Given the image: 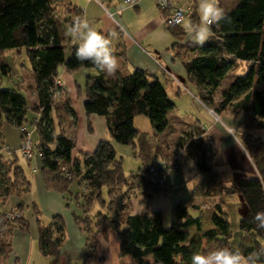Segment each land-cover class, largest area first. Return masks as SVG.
Here are the masks:
<instances>
[{"label":"trees","instance_id":"1","mask_svg":"<svg viewBox=\"0 0 264 264\" xmlns=\"http://www.w3.org/2000/svg\"><path fill=\"white\" fill-rule=\"evenodd\" d=\"M192 4L189 20L194 24L197 9L194 0ZM63 7L65 10H61ZM225 14L227 19L212 26V36L203 46L187 41L181 45L174 43L173 48L178 46L177 54L181 57L194 55L184 62V67L207 108L219 115H244L248 135L241 141L254 158L263 147V141L255 139V135L264 129V91L258 88L264 83V0H237L236 6ZM75 17L84 20L82 12L70 1L62 6L54 0H0V53L26 51L35 78L30 89L37 93V102L30 107L18 87L0 88V139L3 122L19 129L33 126L38 135L45 187L64 196L78 179L85 188L82 198L86 213L95 200H100L103 189H107L108 209L98 212L94 222L88 218L76 220L81 228L85 221L88 248L85 264L95 262L97 237H106L112 225L118 232L121 258L126 257L134 264H191L194 252H205L206 244L215 241L245 254L257 250L264 244V229H258L254 220L258 212H264V172L226 185L214 169L216 156L210 151L208 140L201 137L188 142L190 132H185L176 145L196 161L197 171L203 176L193 187L191 200L173 204L169 227L164 225L163 213L152 212L149 207L141 214L123 216L128 196L125 189L130 188L139 175L148 176L150 180L149 168L163 155L161 144H153L146 133L136 129L134 119L141 115L147 117L155 133L163 134L170 127L169 113L175 109V102L161 79L147 71L136 69L129 74L107 76L90 62L78 61L77 46L69 47V37L65 35L66 27L71 26ZM169 29L177 40L184 41L187 34L181 25ZM242 62L248 67L247 73L234 77L226 89L220 90L223 80ZM0 67L4 75L10 76L9 62H1ZM60 67L69 72L83 68L98 72L86 78L85 111L89 116L105 117L114 143L133 147L136 157L142 161L136 174L125 175L111 141H101L94 152L81 153L80 158H74V140L57 133L53 119L57 95L63 92L57 78ZM68 109L75 114L69 105ZM163 159L169 164L179 160L175 156L172 160ZM67 173L72 178H68ZM149 182L152 195L159 193ZM30 187L17 158L6 160L0 153V264L6 262L12 250L14 231L29 227L23 203L11 212L1 207L12 197L28 196ZM225 194L240 195L247 208L238 225L237 246L231 244L233 230L222 204L215 206L212 227L206 230L202 225L204 210L193 204L197 197L222 198ZM149 198L147 196L145 202ZM116 208V217L112 219L110 213ZM34 211L39 225L40 251L45 257H55L65 241L62 219L55 216L48 224H43L37 206Z\"/></svg>","mask_w":264,"mask_h":264},{"label":"crops","instance_id":"2","mask_svg":"<svg viewBox=\"0 0 264 264\" xmlns=\"http://www.w3.org/2000/svg\"><path fill=\"white\" fill-rule=\"evenodd\" d=\"M69 1L74 4L78 11L82 12L84 20H87L90 25L111 40L113 54L118 61L117 70L111 76L120 73L129 74L136 69L147 71L158 76L162 82L164 80L163 84L166 91L175 102V109L169 113L170 127L165 133L156 134L149 119L142 115L134 119V125L140 132L146 133L153 144L160 143L165 146L164 143L166 141H171L170 144L177 148L175 159L181 160L183 165L178 172L167 175V191L158 189L160 192L154 195H152V187L148 176H144L146 178L145 181L142 179L143 175H139L134 179L130 188L125 189V192H128V196L124 201L126 206L123 211L124 217L141 214L146 207H149L152 212H162L163 216L170 213L171 219V210L174 203L191 200L193 187L203 179V176L197 171L196 161L191 157H186L183 149L176 145L185 132H190L188 142L198 140L201 137L208 140L210 151L216 156L213 162L214 169L220 174L222 181L226 185L232 184L236 180L255 175L259 176L260 173L264 172V137L261 136L264 129L255 135V139L263 141V148L256 157L252 158L239 139V136L245 132L244 115L231 116L230 113L219 115L212 109L207 108L200 101L197 93H194V90L191 89L194 86L189 81L187 74L182 77L179 71L172 69L174 65L169 63V56L162 53V49H160L162 43L170 38L165 30L163 14L157 7L155 0H139L134 7L127 6L124 0ZM188 1L192 2L193 0H176V3L186 4ZM68 46H78V42H74L69 38ZM81 71L69 72L65 67L59 68L57 78L62 82L63 92L58 94L61 100L58 99L57 103L60 106L58 109L54 108L56 114L53 113L56 132L72 138L75 142L74 158H80L81 153L94 152L101 141H111L115 145L109 135L105 117L98 115L89 116L85 111L86 80L83 78L85 75L80 74ZM89 71L94 72L86 73L87 77L98 74L94 69ZM34 81L35 78L33 76L32 85ZM15 85L16 88L21 89V92L25 94L28 100V93L25 87L18 83ZM258 88L264 91V83ZM32 94V101L35 104L37 102V93L32 90ZM181 99L187 103L185 104L186 106L192 105L188 107L184 118L177 117L179 110H176V103ZM67 103L75 114H72L68 109ZM4 127L14 126L5 123ZM13 133L16 136L18 133V141L11 143V145L7 142L11 141L10 136L9 138L4 137L5 141L3 143L6 145L1 150H4V148L8 152L10 150L11 154L5 156V159L17 158L18 164L23 168L17 156L20 155L19 149L22 145L23 135L19 128H15ZM36 144H38V139ZM169 148L166 147L164 151L167 152ZM166 152H163V154ZM139 161L141 162L140 167L132 173L136 174L142 167V161L140 159ZM28 163L31 165L30 170L32 173L42 170V159L39 154ZM32 166L37 168L36 172H33ZM24 173L26 174V172ZM196 173L200 176L198 181L193 178ZM35 182L42 189L41 192L44 198L42 202L45 201L50 204L49 211H47L48 215L55 217L57 212H61L58 206L62 205V195L46 189L41 176H38ZM29 196L30 194L23 199L18 197L11 198L7 205L11 207L8 209L14 211L22 203L29 204L31 202ZM147 196H150V198L145 202ZM235 196L240 195L235 194ZM235 196L231 197V211H236L235 216L240 222L247 208L241 202L239 206L235 201ZM208 199L210 198L197 197L193 199V204L202 205L200 203H204ZM200 207L204 209V207ZM116 214L117 209L115 212L110 213V216L115 219ZM50 218L46 217L43 224H48ZM202 225H204V219ZM17 232L20 238H18V235L15 237V241L12 243V250L4 264H85V258L88 254L87 235L77 224H75V243L72 244L70 240L65 238L55 257H45L41 253L38 241L39 225L35 226L31 234L27 230H18ZM126 261V257L121 258L120 256L118 232L112 225L106 237L103 235L97 237L95 262L93 264H127Z\"/></svg>","mask_w":264,"mask_h":264},{"label":"rangeland","instance_id":"3","mask_svg":"<svg viewBox=\"0 0 264 264\" xmlns=\"http://www.w3.org/2000/svg\"><path fill=\"white\" fill-rule=\"evenodd\" d=\"M54 1L61 4L62 6L69 2V0H54ZM194 1H195L196 9H197V19H196L195 23H198L199 22L198 0H194ZM236 3H237V0H220V7L226 13L227 11L232 10L236 6ZM191 5H192V3H191ZM63 9L65 10L64 7L61 8V10H63ZM66 17H67V15L65 16V18ZM189 22L192 23L191 20H189V18H186V20L181 24L183 30L187 34L186 37L184 38V41H181V39L177 40L174 37V35L171 33L169 27H167L165 25L166 33H168V36L170 39L168 41L166 39V41H164V43H162V47L160 44V47H161L160 49H162V53L167 54L169 56V63L174 65V68H172V69H174L175 71H179L181 73L182 77H184L186 75L184 62L187 59L192 58L194 55L189 53L186 55V57L184 56L185 59H183L184 57H181V56H179V54H177L178 53V49H177L178 46H175V48H173V44L178 43L179 45H181L184 42L190 41L187 30L184 26L186 23H189ZM69 55H70V53L68 52L67 57ZM1 62H5V63L9 62V64L12 67L11 68L12 70L10 72V76H6L2 73L1 67H0V88L1 89H11V88H16L15 84H17V83L22 84L28 93L29 105H30V107H32L33 106V101H32L33 100V98H32V96H33L32 90L33 89L31 90L30 86L33 83V75L30 71L31 63H30L29 57L26 54V51L25 50H22L21 52H19V51L18 52L17 51H4L3 53H0V63ZM247 68L248 67H247L246 63H243V62L239 63L237 65V67L234 68L228 74V76L225 78V80H223L220 90L226 89L227 86L233 81L234 77L245 75L247 73ZM81 70L82 71L80 74L85 75V76H83V78L85 80L87 77L86 73H93L94 72V71H89L90 69H88V68H83ZM19 80H21V82H19ZM163 82H164V80H163ZM191 89L194 90V93H197L196 87H191ZM57 99L61 100L59 95H57ZM185 104H187V103L184 102L182 99L176 103V105H177L176 110L177 111L179 110L177 117L184 118V116L186 115L185 113L188 110V107L192 106V105L186 106ZM59 106H60L59 103H56L55 109H58ZM193 108H195V107L193 106ZM53 113L56 114V111L54 110ZM31 116L32 115H30V117ZM231 116H233V115H231ZM236 116H238V115H236ZM5 123L6 122H3V127L1 130L2 138L0 139V151H2L1 154L4 157L7 156L8 154H11L10 152L6 151L5 148H4V150H1V148L4 145H6L3 143V141H5L4 137L9 138V136H10L11 141H7L10 144L15 143L16 141H18L17 139L19 138L18 133H17V136L15 134L16 132L13 133L14 129L16 127H4ZM28 127L32 131V136H31L32 141L34 143H37L38 135L35 132L34 127L31 125H28ZM181 129H182V127H181ZM247 132L248 131L245 130V132L239 136V139L241 140L242 137L248 135ZM261 136L264 137V130L262 131ZM168 141H166V142L164 141L165 142L164 145L166 147H170L169 148L170 150L168 149L167 152L164 151V149L166 147L161 145L163 148V152H166V153L161 156L162 158L161 157L158 158L159 160H164L163 158H166V159L172 158L173 159L174 156L177 154V148L175 146H172V144H170L171 141H169V142ZM241 143H242V141H241ZM114 147H115L118 159L121 160V162L123 164V169H124L126 176H129L132 172H135L138 169V167H140L141 162L139 161V158L136 157L132 146L121 145V144L115 143ZM17 156L19 158V161L23 165L24 172H26V174H25L26 177H28V180L31 183V187H30L31 191H30V196H29V199L31 202H29V204H27V203L24 204L25 207L23 208L25 219L29 225L27 231H29V233L31 234L32 230L35 228V226L38 225L37 218H36L37 216H36L35 211H34V206H37V209L39 211L38 215L41 217L42 221H44L46 217H49V218L53 217V215L52 216L48 215L47 211H49L50 204L48 202H45V201L42 202L44 199L42 196V192H41L42 189L35 182V180L38 176L42 177L41 170L38 171L37 173H32L30 170L31 165H29L28 161L25 160L20 155H17ZM186 157H188L187 154H186ZM174 162H175L174 164H178L180 167L183 165L181 160L180 161L175 160ZM183 162L185 163V161H183ZM193 178L195 179V181H198V179H200V176L196 173V175ZM143 179H144V177H143ZM84 190H85L84 185L80 184V181L78 179H75L73 181L70 189L66 192V194H64V196L62 195V198H61V200H62L61 204L62 205L58 206L60 208L61 212H57V214H56V216H59L62 219V222L64 224L65 238L70 240L72 242V244H74L76 241L75 224H77L79 226V224L77 223L76 220L77 219L86 220V218H88L90 221L94 222V218H95L96 214L98 212L102 211V209L107 210L109 207V204H110L108 191H107V189H103L100 200H95L91 204L89 211L86 213L85 209H84V200L82 198V194L84 193ZM232 196L233 195H231V194L230 195L225 194L222 198L212 197V198L206 200L204 203H200L202 205H199V206L204 207L205 210L204 209H202V210H204V212L206 211V213H204V218H203L204 219L203 229L206 230V229H209L212 227L211 216L215 211V206L218 204L223 205V210L228 214L229 219H230V223H231V227L233 230V239H232L231 244L233 246H237L238 245V236H239V229H238L239 219H237L235 216L236 211L235 210L231 211V197ZM235 201H236V203H238V205L240 202L242 204H245L240 196H235ZM103 203H105L106 205L104 206ZM7 205L5 207H1V208L6 210L7 212H11L12 210L8 209L11 206H7ZM116 209H115V211H116ZM231 214H232V221H231ZM164 217H165L164 225H165V227H169L170 223H171L170 213L165 214ZM111 218L113 219V217H111ZM52 219L53 218H50L49 221H51ZM84 222L82 224V228L80 226H79V228H81V230L86 235ZM18 230H15L13 233L12 240H11L12 243H13V241H15V237L17 235H18V238H20L19 237L20 235L17 232ZM216 247H224V246H222L220 243L215 241V242L206 244L205 251L214 249ZM126 263L127 264H134L133 261H130L129 259H127Z\"/></svg>","mask_w":264,"mask_h":264},{"label":"clouds","instance_id":"4","mask_svg":"<svg viewBox=\"0 0 264 264\" xmlns=\"http://www.w3.org/2000/svg\"><path fill=\"white\" fill-rule=\"evenodd\" d=\"M199 22L186 23L190 41L203 46L212 36V26L226 20V14L220 7V0H198ZM183 23V18H182ZM65 35L78 42L75 57L81 63L87 61L107 75H114L118 61L113 54L111 40L87 20L75 17L71 26L66 27ZM258 229H264V212L254 217ZM191 264H264V244L247 254L238 248L216 247L205 252H194Z\"/></svg>","mask_w":264,"mask_h":264},{"label":"built area","instance_id":"5","mask_svg":"<svg viewBox=\"0 0 264 264\" xmlns=\"http://www.w3.org/2000/svg\"><path fill=\"white\" fill-rule=\"evenodd\" d=\"M125 4L129 7H134L138 4L139 0H124ZM157 7L163 14V20L167 27H174L182 24L189 18L192 13V2L188 1L186 4H177L176 0H155ZM58 84L62 86V82L58 80ZM23 135L22 145L19 149L20 155L27 161L31 162L35 156L39 154L38 144L34 143L31 139L32 131L28 126L20 128ZM40 155V154H39ZM33 172L37 171L36 167H33ZM180 170L178 164H169L165 160H158L154 162L149 168V176L151 183L162 191H167V175L169 173H175ZM68 178H72L70 173H67Z\"/></svg>","mask_w":264,"mask_h":264}]
</instances>
